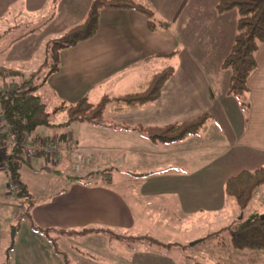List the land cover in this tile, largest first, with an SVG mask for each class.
Segmentation results:
<instances>
[{
  "label": "crops",
  "instance_id": "crops-1",
  "mask_svg": "<svg viewBox=\"0 0 264 264\" xmlns=\"http://www.w3.org/2000/svg\"><path fill=\"white\" fill-rule=\"evenodd\" d=\"M14 1L24 2L26 11L36 14L48 2ZM93 1L60 0L52 22L13 43L6 54L7 66L2 67L24 78L29 76L26 73L30 71H25L30 65L39 66L44 52L40 70L46 61V42L83 23ZM132 1L155 11L157 31L149 30L148 19L140 12L102 10L97 35L61 50L58 71L49 74L51 68L46 66L44 79L36 78L37 95L49 112L61 105L75 106L84 99L97 105L104 97L144 91L156 74L172 67L174 75L162 89L160 99L138 109L116 107L113 102L105 110L106 123L100 126L74 122L62 127L68 115L53 116L54 127L38 128L30 141L55 139L65 149L55 163L36 155L29 164L36 162L40 169L56 173L66 187L57 191L59 187L51 185L38 197L30 193V185L20 172L30 198L13 204L26 208L29 202L28 224L42 232L49 230V235L65 237L57 231L104 229L127 237L117 240L105 233H92L70 238L76 244L73 250L80 256L84 254L92 264H127L125 258L148 256L147 244L161 250H155L159 258L145 257L146 260L177 264L186 259L188 264L190 258L185 255L200 243L211 248L213 263L220 260L218 263L240 264L244 253L247 258L256 251L235 250L231 238L221 242L227 232L202 240L240 220L224 224L225 218L236 216V209L228 205L233 199L225 193L227 181L242 171L264 167V44L256 54L257 70L248 80L251 109L244 113L238 101L228 95L232 72L222 67L236 39L238 11L219 14L220 0ZM12 3L13 0H0V17L12 10ZM173 52H178L174 58L162 57ZM109 113L111 118L106 116ZM204 114L212 120L201 137L171 145H156L140 133L123 129L188 123ZM4 130L0 116V201L10 202L6 159L1 156H10L12 147L3 140ZM82 159L87 163L80 173L72 166ZM115 184L132 187L131 202L115 189ZM167 198L168 203L162 201ZM5 212L6 206H0V264L3 258H9L11 243L5 233L9 227H16L12 216L5 218L4 227L1 215ZM220 221L224 228L219 231ZM15 230L17 240L19 232ZM130 243L134 244L129 246ZM222 252L238 254L230 262L225 261Z\"/></svg>",
  "mask_w": 264,
  "mask_h": 264
},
{
  "label": "trees",
  "instance_id": "trees-1",
  "mask_svg": "<svg viewBox=\"0 0 264 264\" xmlns=\"http://www.w3.org/2000/svg\"><path fill=\"white\" fill-rule=\"evenodd\" d=\"M60 0H54L57 4ZM104 9L133 10L144 14L148 19L149 30H158L156 13L153 9L136 4L132 0H94L90 11L83 23L70 29L63 36L49 40L44 46L46 61L42 69L33 73L28 80L20 86H14L8 90H0V116L5 128L12 131V154L5 160V168L8 178L16 191L17 197L30 194L21 180L20 170L24 160L27 141L35 134L38 128L54 127L51 118L61 113L68 115V122L62 127H68L74 122H88L97 126L106 123L105 110L111 103L125 104L128 107L138 109L149 104L156 103L166 83L174 75V68L170 67L156 74L148 87L136 94L124 95L117 98L104 97L97 105L81 100L75 106L61 105L49 112L40 96L37 95L38 87L34 83L43 72L45 65L50 67L49 74L58 71L59 56L61 50L74 48L82 42L94 38L99 31L100 13ZM237 10L239 21L237 35L230 56L223 64V69L232 72V79L228 95L234 97L242 111L247 113L251 109L248 99V80L257 70L256 54L264 44V0H220L217 6L219 14ZM53 18V16H52ZM50 18V19H52ZM178 52L163 54L162 57L174 58ZM53 59V62H52ZM18 76L19 73L0 66V79ZM211 116L204 114L198 119L188 123H176L161 128L124 127V130L140 133L156 145H171L182 142L191 137H201L207 129ZM44 141V140H43ZM264 188V167L255 171H242L230 178L225 186L228 198L233 199L236 205L244 213L251 205L257 192ZM34 227V226H33ZM63 233H77L88 235L92 233H105L113 238L123 237L111 230L88 229L81 232L57 231ZM227 232L231 238L232 246L237 251L264 252V214H254L249 218H241L220 232L211 234L202 242L221 233ZM46 235L49 230L44 231ZM127 238V237H123ZM152 243L158 241L147 238ZM224 264V263H217Z\"/></svg>",
  "mask_w": 264,
  "mask_h": 264
},
{
  "label": "rangeland",
  "instance_id": "rangeland-1",
  "mask_svg": "<svg viewBox=\"0 0 264 264\" xmlns=\"http://www.w3.org/2000/svg\"><path fill=\"white\" fill-rule=\"evenodd\" d=\"M60 1H58L57 4H54V0H48L46 3V6L43 8V10L39 13H32L26 11V7L24 6L23 3H15L13 0L12 3V10L8 12L6 16L0 17V66H7L6 65V54L10 51V48L13 43L18 41L19 39L23 38L25 35L32 34L35 32H40L45 26H47L49 23L52 22V20L56 17L57 14V8L58 4ZM53 16V18H52ZM52 18V19H50ZM22 40V39H21ZM20 40V41H21ZM49 41V40H48ZM47 41V42H48ZM18 43V42H17ZM44 52L40 55L39 58V66L33 68V64L30 65L25 71L29 72L26 73L29 76H13L9 78H4L0 79V87L2 90H8L14 86H20L22 83H24L26 80L30 78V76L37 72L40 68V65L43 64L44 62ZM53 62V59H52ZM45 64V63H44ZM49 63L46 66H48ZM44 66V65H43ZM42 66V68H43ZM32 67V68H31ZM30 68V69H29ZM41 68V69H42ZM48 68V67H47ZM46 71L39 75L40 80L44 79V76L48 73V69H45ZM34 83L37 85V81H34ZM116 104V107H128V105L125 104ZM115 106V105H114ZM149 106V105H148ZM130 108V107H129ZM108 110V108H107ZM110 112V111H108ZM108 118H111V114L106 115ZM176 124V123H175ZM155 128H161V127H155ZM163 128V127H162ZM2 133V137H3ZM2 140V138H1ZM3 140H5L3 138ZM6 145L9 144L12 147L13 150V141L11 138L9 140H5ZM42 143V144H41ZM55 144L57 147L56 151H53L52 153H46V151H43L41 146L44 148L47 144ZM28 147L33 149L35 153H33L31 156H26L24 155V160L26 162H23L21 164V175L22 178L25 180L30 185L31 194L33 193L35 196L40 197V195H43L48 187H51V185H54L59 190H62L66 187V182L62 181V179L59 178V175L56 173H50L46 170H42L39 167H37L36 162H34L32 165H30V162H33L34 157L36 155L43 156V158L50 159L54 161L53 163L57 162L61 152L63 149H65L61 143H59L57 140H33L30 141V139L27 142ZM12 153V152H11ZM10 155V154H9ZM2 160L6 159L5 155L1 156ZM50 168L54 170H61L58 168L53 167L52 165L49 166ZM72 168L75 170V164L72 166ZM82 169L80 173L83 171ZM115 189L121 192V194L124 195L128 201H132V194H131V188L132 187H122L120 185H114ZM62 188V189H60ZM10 194H11V199L9 200L10 202H5V197L4 202L0 201V206H6V211L5 214L2 213V220L4 227L7 225L5 222V218L9 219L11 216L13 218L12 225H15L16 227L8 228L7 233H5V237L8 242H12V232L17 228V231L19 232V237L17 238L14 248L10 251H8L9 258H3V264H92L87 259L84 257V254L81 256L77 254L73 249V245H76L75 243H72L70 238H74L75 236H87V235H77V233H63L61 235L65 236H53V235H46L44 232L38 230V229H33L29 224H28V212L27 210L30 208L29 202L28 206L26 208L21 207V205H16L13 204L14 201L16 202H21L20 200H23V202L29 201L26 196L24 197H17V191L15 187L10 185ZM4 195V194H3ZM256 197V196H255ZM168 198L167 199H162V201H165L168 203ZM264 188L261 189L259 195L253 200L251 205L248 207V209L242 213L241 210L238 208V206L235 205L234 200H229L228 205L231 206L232 208L236 209V216L235 218H231L228 220V218H225L224 224H229L234 219H241L243 218H249L254 214H262L264 213ZM172 204V202H171ZM155 205V204H154ZM30 214V213H29ZM17 218V220H15ZM224 224L222 221H220L219 224V231L224 228ZM222 227V228H220ZM91 234V233H90ZM89 235V234H88ZM117 240H125L126 238L123 237H117L115 236ZM113 238V237H112ZM227 238L230 239V236L228 233H225L220 241L221 242H226ZM134 243H130L129 246H132ZM149 246L150 252H147L148 256L144 255H133L132 258H125L128 260L127 264H133L141 262L142 264H159L160 261H149L146 260L149 257L151 260H154L153 258H159L160 255L157 254L155 250H161L157 246ZM11 247V244L9 246V249ZM229 250L228 246L225 247ZM249 252V251H247ZM224 259L229 260L230 262L234 261V258L238 254L237 252H232V253H224ZM144 256V257H143ZM168 256V255H167ZM190 259H188V264H196V262H200L202 264H216L213 263V260L211 257L213 256V252L211 248L208 247L207 243H200L195 251H190L187 253ZM80 259V260H79ZM221 259V258H218ZM132 260V262H130ZM93 262V261H91ZM179 262V261H178ZM218 262H221L218 260ZM217 262V263H218ZM177 263V262H176ZM185 263L186 259H185ZM184 262H179L177 264H185ZM235 263V262H234ZM97 264V262L95 263ZM240 264H264V253H257L254 252V256L252 257H247L246 254L244 253V260L240 262Z\"/></svg>",
  "mask_w": 264,
  "mask_h": 264
},
{
  "label": "built area",
  "instance_id": "built-area-1",
  "mask_svg": "<svg viewBox=\"0 0 264 264\" xmlns=\"http://www.w3.org/2000/svg\"><path fill=\"white\" fill-rule=\"evenodd\" d=\"M3 133H4L3 137H4L5 140L6 139L9 140V138H12L11 137L12 131H10L8 128H5ZM57 147L58 146H56L55 144H51V143L47 144L44 148L41 146L43 151H46V153H52L53 151H56ZM33 153H35V151H33V149L29 148L28 144H26V146H25V154H26V156H31ZM85 163H87V161L85 159H82L81 163L75 165V170L76 171H80L81 168L85 165ZM10 185L13 187L12 184H10Z\"/></svg>",
  "mask_w": 264,
  "mask_h": 264
},
{
  "label": "water",
  "instance_id": "water-1",
  "mask_svg": "<svg viewBox=\"0 0 264 264\" xmlns=\"http://www.w3.org/2000/svg\"><path fill=\"white\" fill-rule=\"evenodd\" d=\"M15 237H16V230H13V232H12V242H11L10 250H12L14 248V244L16 242Z\"/></svg>",
  "mask_w": 264,
  "mask_h": 264
}]
</instances>
